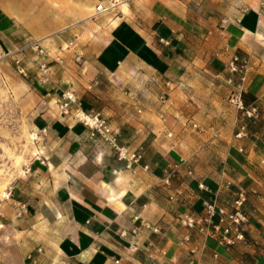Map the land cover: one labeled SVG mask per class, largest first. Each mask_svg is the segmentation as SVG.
Returning <instances> with one entry per match:
<instances>
[{
  "label": "crops",
  "instance_id": "0c3cea01",
  "mask_svg": "<svg viewBox=\"0 0 264 264\" xmlns=\"http://www.w3.org/2000/svg\"><path fill=\"white\" fill-rule=\"evenodd\" d=\"M18 1L40 18L48 5ZM99 2L112 7L4 52L36 136L0 202L14 264H264V0ZM67 91L76 101L63 114ZM239 194L234 244L179 220L203 217L207 201L231 209Z\"/></svg>",
  "mask_w": 264,
  "mask_h": 264
},
{
  "label": "rangeland",
  "instance_id": "374dc122",
  "mask_svg": "<svg viewBox=\"0 0 264 264\" xmlns=\"http://www.w3.org/2000/svg\"><path fill=\"white\" fill-rule=\"evenodd\" d=\"M45 1L48 4L46 8L39 6L42 10L40 18L36 10H27L26 14L21 15L22 6L18 0H0V202L6 197L12 180L23 172L36 152V136L31 130L28 117L19 110L7 79V70L12 71L13 66L5 61L4 52L19 47L18 45L28 44L34 39L50 38L67 24L88 19L96 5V0ZM2 9L10 13L7 14ZM9 27L14 30L7 34ZM8 37L17 46H8ZM3 40L5 44L2 43ZM36 53L29 48L26 51L28 58L35 57ZM233 93L234 91L229 92L225 100L229 104H234L230 101ZM30 134H33L34 139H30ZM10 239L0 224V264L15 262L10 252Z\"/></svg>",
  "mask_w": 264,
  "mask_h": 264
},
{
  "label": "built area",
  "instance_id": "2783aa9c",
  "mask_svg": "<svg viewBox=\"0 0 264 264\" xmlns=\"http://www.w3.org/2000/svg\"><path fill=\"white\" fill-rule=\"evenodd\" d=\"M112 7L105 6L101 2L96 4L94 10L95 14H99L109 10ZM31 45H34L32 43ZM237 57H233L230 63L229 69L231 71H237L238 67L235 62ZM16 63H18L16 61ZM239 69H243V65L240 66ZM17 70L23 74V69L17 66ZM245 69H243V72ZM244 80V74L241 77ZM76 101L75 94L73 92L67 91L62 93L61 101H60V110L63 114H68L71 105ZM230 101L237 105V107L242 108L240 102L239 94L233 93ZM254 109L247 111V116H252L254 114ZM76 118L80 120L85 125L97 130L102 135L106 136L109 134L110 130L105 122V120L97 113L95 114H85L82 111H78L76 113ZM119 155L123 156L122 151H119ZM244 201L243 195L239 194L237 198L232 203L231 209H226L223 206H218L214 201H207L204 203V216L203 217H193L190 215H183L179 217L180 222L188 227H193L195 225L200 224L201 222H205L211 225L212 234L219 235L220 241L222 244L229 246L234 244L236 241H240L243 239V228L242 224L245 221V215L242 211V203ZM197 248L194 246L191 252H194ZM189 260L183 264H190Z\"/></svg>",
  "mask_w": 264,
  "mask_h": 264
},
{
  "label": "bare ground",
  "instance_id": "6f19581e",
  "mask_svg": "<svg viewBox=\"0 0 264 264\" xmlns=\"http://www.w3.org/2000/svg\"><path fill=\"white\" fill-rule=\"evenodd\" d=\"M29 136H30V139H34L33 134H30ZM1 191H2V190H1Z\"/></svg>",
  "mask_w": 264,
  "mask_h": 264
}]
</instances>
